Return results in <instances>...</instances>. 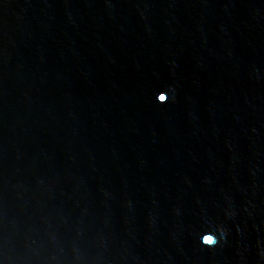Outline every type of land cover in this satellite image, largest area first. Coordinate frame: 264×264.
I'll return each mask as SVG.
<instances>
[{
	"label": "water",
	"instance_id": "1",
	"mask_svg": "<svg viewBox=\"0 0 264 264\" xmlns=\"http://www.w3.org/2000/svg\"><path fill=\"white\" fill-rule=\"evenodd\" d=\"M0 264H264V0H0Z\"/></svg>",
	"mask_w": 264,
	"mask_h": 264
},
{
	"label": "snow or ice",
	"instance_id": "2",
	"mask_svg": "<svg viewBox=\"0 0 264 264\" xmlns=\"http://www.w3.org/2000/svg\"><path fill=\"white\" fill-rule=\"evenodd\" d=\"M161 99H163V97H161Z\"/></svg>",
	"mask_w": 264,
	"mask_h": 264
}]
</instances>
